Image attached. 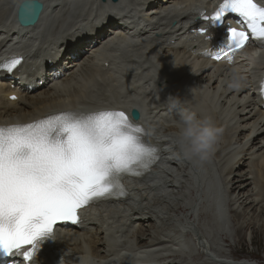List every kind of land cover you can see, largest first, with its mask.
I'll list each match as a JSON object with an SVG mask.
<instances>
[{"label": "bare ground", "instance_id": "6f19581e", "mask_svg": "<svg viewBox=\"0 0 264 264\" xmlns=\"http://www.w3.org/2000/svg\"><path fill=\"white\" fill-rule=\"evenodd\" d=\"M19 1L0 0V60L6 55L16 57L17 53L7 52L23 47L20 73L35 66L40 67V75L30 83L24 79L20 84L25 91L19 93L10 89L15 78L3 80L0 71V121L23 123L69 108L99 109L96 104L120 108L130 99L137 104L132 108L144 105L154 113L161 137L168 131V137L176 138L182 111L211 117L222 129L213 153L203 163L183 158L177 147L164 149L163 164L147 175L149 181L135 186L136 203L98 210L82 229L60 231L59 248L80 264L88 255L95 264L222 263L219 258L227 255L216 241L223 243L222 237L232 235L230 222L237 224L235 234L240 235L246 227L264 221V108L251 80L246 81L253 71L264 68V56L253 71L243 61L212 69L186 47L176 50L166 45L177 36L165 29L171 19L167 11L186 18V11L197 12V3L206 5L209 0H128L130 6L145 7L147 22L125 28L132 41L121 49L111 40L113 25L106 24L113 8L99 0H41L43 14L28 29L14 22ZM156 15L154 23L151 19ZM98 20L99 26L92 29ZM182 30H187L185 25ZM38 40L32 51L35 44L28 43ZM56 51L61 61L54 56ZM242 55L249 57L250 49ZM48 61L52 64L45 70ZM103 62L109 63L106 71ZM234 74L243 79L242 87H229ZM158 92L171 98L170 107H148L139 101L140 96L147 100ZM12 93L19 95L17 101L7 97ZM144 213L158 217L160 223L142 220ZM184 244L189 250L182 249ZM229 260L253 264L236 257Z\"/></svg>", "mask_w": 264, "mask_h": 264}, {"label": "snow or ice", "instance_id": "6c2138e0", "mask_svg": "<svg viewBox=\"0 0 264 264\" xmlns=\"http://www.w3.org/2000/svg\"><path fill=\"white\" fill-rule=\"evenodd\" d=\"M227 13L238 14L250 30L227 28V45L215 58L231 62L250 37L264 42V6L256 0H222L204 18L220 24ZM22 60L11 57L0 62V69L12 72ZM147 136L116 109L61 110L0 125V255L32 264L37 239L52 233L58 222L79 223L82 207L126 197L123 179L142 177L159 159Z\"/></svg>", "mask_w": 264, "mask_h": 264}, {"label": "clouds", "instance_id": "9594fccd", "mask_svg": "<svg viewBox=\"0 0 264 264\" xmlns=\"http://www.w3.org/2000/svg\"><path fill=\"white\" fill-rule=\"evenodd\" d=\"M242 86L243 79L234 74L229 87ZM173 106H176V101L173 102ZM221 133L222 129L214 124L211 117L201 118L195 112L182 111L175 144L183 158L194 164L203 163L210 158ZM85 264H95L91 255L86 257Z\"/></svg>", "mask_w": 264, "mask_h": 264}, {"label": "rangeland", "instance_id": "374dc122", "mask_svg": "<svg viewBox=\"0 0 264 264\" xmlns=\"http://www.w3.org/2000/svg\"><path fill=\"white\" fill-rule=\"evenodd\" d=\"M236 216L240 217V214ZM228 219L231 220L229 215ZM233 225L234 223L230 222V229L233 230L232 232L230 230L231 233L228 232L229 235H232L230 237H222L223 243H218L223 246L221 251L226 253L227 258L230 259L234 257H236V259L245 258L251 259L253 264H264V221H258V225L246 227L240 235L237 233L235 234L237 224L235 226ZM238 237L240 241L237 239ZM230 254H232V256Z\"/></svg>", "mask_w": 264, "mask_h": 264}, {"label": "water", "instance_id": "95a60500", "mask_svg": "<svg viewBox=\"0 0 264 264\" xmlns=\"http://www.w3.org/2000/svg\"><path fill=\"white\" fill-rule=\"evenodd\" d=\"M42 4L36 0L24 1L18 9V21L22 26L34 24L42 11Z\"/></svg>", "mask_w": 264, "mask_h": 264}]
</instances>
